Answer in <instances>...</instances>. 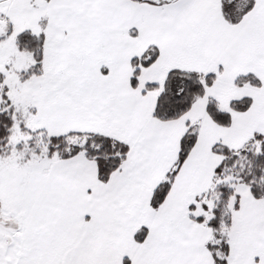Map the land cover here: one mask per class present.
Masks as SVG:
<instances>
[{
    "label": "snow or ice",
    "instance_id": "snow-or-ice-1",
    "mask_svg": "<svg viewBox=\"0 0 264 264\" xmlns=\"http://www.w3.org/2000/svg\"><path fill=\"white\" fill-rule=\"evenodd\" d=\"M0 264H264V0H0Z\"/></svg>",
    "mask_w": 264,
    "mask_h": 264
}]
</instances>
